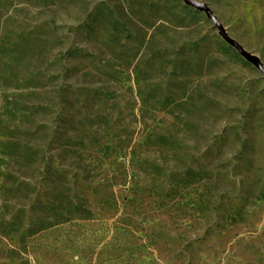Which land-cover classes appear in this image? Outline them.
Wrapping results in <instances>:
<instances>
[{"label": "rangeland", "instance_id": "1", "mask_svg": "<svg viewBox=\"0 0 264 264\" xmlns=\"http://www.w3.org/2000/svg\"><path fill=\"white\" fill-rule=\"evenodd\" d=\"M0 264H264L262 73L182 0H0Z\"/></svg>", "mask_w": 264, "mask_h": 264}, {"label": "water", "instance_id": "2", "mask_svg": "<svg viewBox=\"0 0 264 264\" xmlns=\"http://www.w3.org/2000/svg\"><path fill=\"white\" fill-rule=\"evenodd\" d=\"M182 1H184L188 6H191L197 9L198 11L204 12L218 28L219 34L222 36V38L226 42H228L233 48H235L244 57L245 60H247L248 62L253 64L256 68H258V70L262 73L264 78V62L261 59V57L258 56L256 53L247 50L240 42H238L229 34L227 28L223 25L221 20L217 17V15L214 13L213 9L209 6L208 3L201 2L198 0H182Z\"/></svg>", "mask_w": 264, "mask_h": 264}, {"label": "trees", "instance_id": "3", "mask_svg": "<svg viewBox=\"0 0 264 264\" xmlns=\"http://www.w3.org/2000/svg\"><path fill=\"white\" fill-rule=\"evenodd\" d=\"M231 49V48H230Z\"/></svg>", "mask_w": 264, "mask_h": 264}]
</instances>
